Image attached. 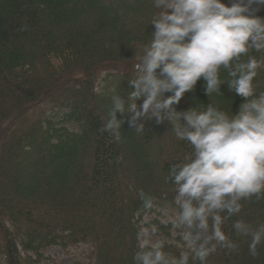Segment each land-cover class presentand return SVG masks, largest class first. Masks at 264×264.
I'll list each match as a JSON object with an SVG mask.
<instances>
[{"label":"trees","instance_id":"obj_1","mask_svg":"<svg viewBox=\"0 0 264 264\" xmlns=\"http://www.w3.org/2000/svg\"><path fill=\"white\" fill-rule=\"evenodd\" d=\"M154 14L151 0H0V264H36L49 246L80 242L91 243L89 264H134L143 216L153 211L144 208L140 191L175 208L165 178L191 148L170 125L151 122L137 134L125 113L118 116L125 119L120 141L100 131L114 95L128 107L132 89L121 80L136 75ZM257 15L264 17V7ZM112 66L117 73L104 78L114 84L107 98L96 86ZM259 81L264 89V72ZM65 89L69 94H58ZM221 91L223 96L208 97L201 80L177 110L212 103L238 111L243 99L227 84ZM45 100L52 106L45 111L54 115L33 117L34 106ZM243 203L225 226L239 250L218 249L209 264H264V246L251 256L250 238L231 228L236 219L264 223V200ZM144 225H155L167 238V251L178 255L183 249L173 223Z\"/></svg>","mask_w":264,"mask_h":264},{"label":"clouds","instance_id":"obj_2","mask_svg":"<svg viewBox=\"0 0 264 264\" xmlns=\"http://www.w3.org/2000/svg\"><path fill=\"white\" fill-rule=\"evenodd\" d=\"M151 40L134 64L136 75L125 99L112 97L100 129L115 141L127 123L143 134L146 122H167L177 140L191 148L165 178L174 191L173 226L184 244L172 254L163 243H138L134 264H209L218 249L237 252L239 244L225 226L239 216L245 201L264 200V0H151ZM227 73L225 80L223 74ZM203 80L204 92L221 88L243 99L238 111L209 104L178 111L187 93ZM141 101L139 104L137 101ZM128 113L125 119L118 116ZM146 209L155 198L140 191ZM236 236L250 238L251 256L264 246V223L232 222Z\"/></svg>","mask_w":264,"mask_h":264},{"label":"rangeland","instance_id":"obj_3","mask_svg":"<svg viewBox=\"0 0 264 264\" xmlns=\"http://www.w3.org/2000/svg\"><path fill=\"white\" fill-rule=\"evenodd\" d=\"M115 66L110 67V69L108 70H104L101 74V77L97 83V88L102 89V95L110 98L109 97V90H110V86H114L113 84V79L111 80L109 79H104L108 73L109 74H115L117 73V70L114 69ZM118 68V67H117ZM132 77V76H131ZM131 79L130 77H127L124 80H121V85L123 86H127L128 84V80ZM73 84L69 85V87H71ZM120 88V87H119ZM119 88L117 87V90H119ZM75 96L77 98H79V96L82 94V91L77 89H75ZM59 95H67L69 94V91L67 89L65 90H60V92L58 93ZM49 100H45V106H39L36 107L34 106L31 114V117H40V115H42V113H40L41 111H45V109H48L49 107H52L51 104H48ZM112 101V99L110 100ZM137 103L139 104V100L137 101ZM99 105L101 107H103V105H101V103H99ZM105 105V104H104ZM49 110L45 111V117L47 116H51L54 115V112H49ZM44 113V112H43ZM30 115L27 116V118L23 121V122H28L30 121ZM57 118V117H55ZM146 124H152L151 122H146ZM21 125V124H20ZM23 126V124H22ZM22 126H20L21 128L18 129L19 131L17 132V134L21 133V130L24 128H22ZM69 128H73L75 129L74 125H68ZM162 153V152H161ZM161 153H159L161 155ZM153 211H149L146 212L143 216V226L145 224V222H152L155 220H159L161 223H163L164 225H168L169 223H172L174 214L176 209L171 205V203H165V202H159L158 204H155V206L151 209ZM173 234L172 237H175L177 235L176 231L174 230V228L172 229ZM140 238V242H143L145 240H148L150 242H160L163 243L164 241L167 240V238H165L162 234L159 233L158 229H156L155 225L152 226H144L142 229V234L139 237ZM91 248V243H87V242H80L78 244L75 245H69L66 248H63L59 245H52L49 246L48 248H46L44 251H42V255H43V260L41 262H38L36 264H89L90 259L88 258V253L90 251Z\"/></svg>","mask_w":264,"mask_h":264}]
</instances>
